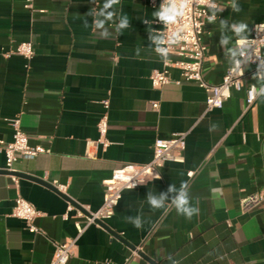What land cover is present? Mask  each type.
I'll use <instances>...</instances> for the list:
<instances>
[{"label":"crops","instance_id":"0c3cea01","mask_svg":"<svg viewBox=\"0 0 264 264\" xmlns=\"http://www.w3.org/2000/svg\"><path fill=\"white\" fill-rule=\"evenodd\" d=\"M235 2L240 12L232 10V0H214L223 11L202 33V74L209 84L220 83L233 61L228 49L237 37L231 25L246 23L250 36L253 24L264 19V0ZM26 3L0 0V140H12L9 119L19 115L29 145L47 152L18 159L13 171L5 169L0 153V170L7 171L0 172V264H47L55 243L76 236L74 211L63 218L68 202L96 211L115 169L148 163L156 138L180 132L187 133L184 161L167 162L158 178L125 190L106 226L92 224L79 236L67 264H264V211L239 206L242 197L264 191V95L247 107L244 91H232L222 108L207 110V93L194 82L153 88L154 69L165 68L173 80L180 74L164 67L156 52L152 37L159 39L161 21L147 0H120L106 10L114 13L111 20L98 15L105 0ZM125 15L129 26L118 33ZM96 20L104 27H95ZM222 36L230 38L227 45ZM23 41L33 45L29 61L12 53ZM253 77L245 84L259 89ZM103 99L109 101L106 148L92 143L106 111ZM188 171H194L191 178ZM54 182L65 185V194ZM182 183L190 206L199 208L190 219L171 204ZM170 185L177 191L169 193ZM149 193H167L166 207L153 210ZM18 195L39 211L38 232L10 215ZM137 216L139 229L132 223Z\"/></svg>","mask_w":264,"mask_h":264},{"label":"built area","instance_id":"2783aa9c","mask_svg":"<svg viewBox=\"0 0 264 264\" xmlns=\"http://www.w3.org/2000/svg\"><path fill=\"white\" fill-rule=\"evenodd\" d=\"M31 2L32 0H27L25 6L31 8ZM164 2L165 0H147L148 6L158 11ZM212 2L214 3V0ZM209 9L208 5L200 3V0H191L185 10V15L179 19L178 24L170 26L171 30H175L176 27H183L184 29L181 33L184 39L176 44L169 45L167 43L171 33L169 28H166L163 22H161L156 32L159 34V39H163L165 43L159 45V47H166L169 51L167 57L156 52L163 57L164 67L171 66L179 70L180 80H173L165 68L154 69L149 75L150 84L153 88H161L172 82L176 84L182 81L194 82L207 93V110L222 108L224 102L230 98L232 91H244L246 106L249 107L255 101L250 94L251 88L255 84H245V78L254 76L258 72L264 74V27H262L264 26V19L253 24L251 28V34L248 36L250 46L246 56H237L235 58L240 61L239 69H236L235 63L232 61L231 65L224 72L220 83L213 85L207 83L202 74L203 59L206 50L202 41V33L206 23L212 21L209 19L212 16ZM216 18L217 16L215 15ZM12 53L29 61L34 56L33 45L30 41L20 42ZM171 56L174 59H170ZM102 104L106 111L97 123L98 139L92 143L106 148L110 143L107 139L108 116L106 112L109 108L108 99H103ZM157 106L158 104L156 102L152 104L153 108H157ZM9 125L12 128V140L9 142L0 140V153L2 152L4 154L6 170L13 171L14 163L18 159H32L40 153L47 152V149L42 146L29 145L28 135L21 127L19 115L9 119ZM186 135L187 133L180 132L175 133L167 139L156 138L152 147V158L148 163H125L115 169L110 177L104 181L105 193L103 202L96 211H90L87 207L76 209L71 202H68L67 211L63 215V218L68 219L69 212L74 211L71 217L75 219L76 236L64 242L55 243L51 259L47 264H67L73 254L79 236L90 225H100L99 222L105 223L109 220L113 216L115 207L125 190L138 188L147 181L158 178L160 176V169L167 162H183V152L186 148ZM193 174L194 171L187 172L189 178ZM13 180L16 181V178L13 177ZM53 186L65 194V185L54 182ZM239 206L242 211H248L254 207H259L264 211V191L251 193L242 197ZM39 214V211L34 205L19 195L15 198L10 213L12 217L22 220L31 233L38 232L34 221ZM139 250H134L132 252L133 255H136ZM128 260L129 258L126 259V262ZM103 264L114 263L104 261Z\"/></svg>","mask_w":264,"mask_h":264},{"label":"clouds","instance_id":"9594fccd","mask_svg":"<svg viewBox=\"0 0 264 264\" xmlns=\"http://www.w3.org/2000/svg\"><path fill=\"white\" fill-rule=\"evenodd\" d=\"M120 0H105V3L103 5V8L99 11L98 15L105 16L106 20H111L112 16L114 15L113 12H106L107 9L112 8L113 5L119 4ZM191 0H165V2L160 6V10L155 12L154 15L158 17V19L163 22L166 28H169L170 30V37L167 41L169 45L176 44L180 40L184 39V37L181 35V33L184 31L183 27H176L175 30H171L170 26L177 25L180 18H182L185 15V10L188 7ZM200 3L208 5L209 8L213 10L212 16L209 18L210 20L215 19V15L217 11H223V8L218 7L215 3L212 2V0H200ZM232 10L234 12H240L241 8L239 5L235 2V0H232L231 3ZM221 27H226L227 22L221 21ZM105 24L104 20H96L95 21V27L97 28H103ZM129 26V20L127 15H125L117 25V32L120 33L122 29H125ZM264 27V26H262ZM231 31L234 33V35L237 37L235 41V45L233 48L228 49L229 53L231 54V57L233 58V61L235 63L236 69H239L240 61L236 60L235 58L237 56L244 57L247 54V50L249 48V41H248V25L244 22H237L233 23L231 25ZM104 38L109 37V33L107 31L103 32L101 34ZM154 42L158 45L156 48V51L160 53L162 56L167 57L169 49L166 47H159V45H162L165 43L163 39H156L155 37H152ZM229 37L222 36L221 38V45H227L229 43ZM259 58V57H258ZM259 67V66H258ZM242 72V71H241ZM254 79H257L258 82H260V87L257 89L256 86H253L251 88V95L253 99H256L257 95H264V74L262 73H256L254 74ZM135 187V186H133ZM187 188V183H182L181 188L177 195H175L171 201V204L175 207V210L178 214L184 215L187 218H191L193 215L199 214V208H194L190 206L189 203V197L188 193L185 190ZM174 185H170L168 188V192H176ZM213 191H219L213 190ZM168 196L167 193H162L159 197H156L152 195L151 193L148 194V204L151 206L153 210L165 208V201L167 200ZM127 219H132L131 217H128ZM133 225L136 228H141L143 226V222L139 216H137L133 221Z\"/></svg>","mask_w":264,"mask_h":264},{"label":"water","instance_id":"95a60500","mask_svg":"<svg viewBox=\"0 0 264 264\" xmlns=\"http://www.w3.org/2000/svg\"><path fill=\"white\" fill-rule=\"evenodd\" d=\"M0 172L6 173L7 171L0 170ZM12 174H14V175H16V176H20V177H28L27 175L22 174V173H15V172H12ZM29 178H31V177H29ZM33 179L36 180V181H38V182H40V183H42V184H44V185H47L48 187H50V188H52V189H54L53 187H51L50 185H48L47 183H45V182H43V181H41V180H39V179H36V178H33ZM68 200H69V199H68ZM70 202H71V201H70ZM99 224H100L101 226H106L105 223H102V222H99ZM149 263H150V264H157V263H155L154 261H152L151 259H149Z\"/></svg>","mask_w":264,"mask_h":264}]
</instances>
